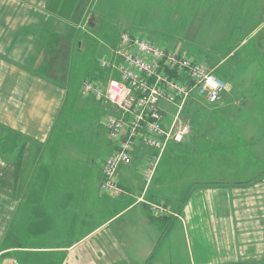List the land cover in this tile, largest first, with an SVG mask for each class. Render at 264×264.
<instances>
[{"label": "crops", "instance_id": "crops-1", "mask_svg": "<svg viewBox=\"0 0 264 264\" xmlns=\"http://www.w3.org/2000/svg\"><path fill=\"white\" fill-rule=\"evenodd\" d=\"M81 1L0 0V264H264V114L242 110L245 86H251L239 82L238 69L228 76L217 107L198 101L217 129L214 145L206 155L191 156L198 171L171 181L177 190L185 178L200 180L203 171L220 179L190 185L182 204L172 201L173 187L166 181L171 158L162 160L147 190L135 165L121 168L116 195L102 190L101 143L66 139L73 108L69 90L27 65L50 20H76ZM241 2L244 14L253 16L244 47L264 30V0ZM99 18L93 13L88 20L96 25ZM240 46L213 57L217 65L210 67L227 64ZM259 86L256 103L264 108V76ZM221 112L226 120L218 118ZM197 130L204 134L206 128ZM236 141L241 147L233 150ZM197 146H191L193 152ZM243 151L249 157L245 163ZM251 164L250 172H238L237 178L246 180L226 181L238 170L228 168ZM154 202L165 211L152 210ZM174 220L176 226H167Z\"/></svg>", "mask_w": 264, "mask_h": 264}, {"label": "rangeland", "instance_id": "rangeland-1", "mask_svg": "<svg viewBox=\"0 0 264 264\" xmlns=\"http://www.w3.org/2000/svg\"><path fill=\"white\" fill-rule=\"evenodd\" d=\"M241 1L242 0H97L95 4L94 0H82L80 7H75L78 11V16H76L77 19L74 20L69 18L71 22L66 24L69 29L63 22L60 26L58 24L54 25L57 27L58 33L64 38H58L62 39L60 43H62L61 45L63 48L61 54L60 52L58 53L60 61L56 64L55 68V71H57L56 78L61 85L69 90L71 96L70 105H73V108L69 112L70 115L68 114L70 123L66 126H69L68 128L70 131L68 134L67 132L65 133L67 134L66 139L68 138L75 143L87 144L89 139L92 138L96 144L101 143V162L107 159L110 149H113L114 144L109 139V135L103 127V122L101 123V120H104L110 115H114L117 111L104 100L101 101L97 99L94 94H90L87 97L84 92V84L91 80V77L94 78L99 76L98 68L100 67L98 62L109 52L111 48L110 43L117 42L122 32H128L132 35L145 38L164 49L180 51L188 58L199 63H204L208 71L211 73L213 72L218 79L226 84H228L226 82L228 76L233 75V77H235L237 74L233 72H235V69H238L239 82L243 80L247 85L251 86L250 89L245 86V102L242 110H248L250 112L256 111L259 114H264V108L257 107L258 104L256 103V101L260 99L259 95L263 88L259 85L261 81H263L264 76V30L256 36L254 40H249L247 45L244 47L240 46L249 37L248 33L250 32V25L253 19L251 12L248 16L244 14L246 9ZM91 3L92 5L94 4V6L90 5ZM249 6L251 7V4H249ZM93 13H99L100 16L96 25H92L90 20H88L89 17H92ZM65 17L57 16L58 21L66 20L67 18L65 19ZM100 19L102 20L100 21ZM199 19L200 21H197ZM197 25H202V27L198 29L196 27ZM68 35L73 37L69 39L67 38ZM238 46H240V50L236 53L235 58L229 60L227 64L218 66L217 69L210 67H216L217 65L215 62L211 61L213 57L223 56V54L232 51L234 47L236 48ZM64 47H68V50H65ZM70 51L71 53L67 54V52ZM44 59L45 53L43 52L40 54L38 63H40L41 60L44 61ZM253 85H255L254 90L252 88ZM214 106L217 107V105ZM167 108L171 111L168 118V122L170 123L173 120V113L175 111H173L172 106L168 105ZM231 110H233V108H231ZM185 113H187L189 117L185 115L183 119L189 123L188 127L191 131L190 134L185 137L184 143H171L168 146L182 147L177 149L174 148V154L170 151H165L160 156L157 164L152 166V173L149 178L144 176L143 170L146 169V166L143 161H140L143 157L142 155L129 166H126L133 167L135 165L137 167V173L144 178L147 190L153 184L152 182L155 183L153 179L161 163H163L162 160L171 158L168 166L169 172L167 174L169 179L167 178L166 181L169 182V184H167L168 186L173 187L169 188L170 194L173 192L175 196V199L172 201H177L179 204H182L183 200L188 195L190 185H196L200 182H204L206 183L204 185H207L215 183V179H220L208 173L205 174L203 171L200 175V180L195 177L190 183V179L185 178L184 182L178 184L179 187L175 190L176 187L171 181L172 178H176L178 174L183 177L182 174L187 175L192 171H198L199 166L198 164L197 166L194 165L191 156H193V153L206 155V151L210 146L214 145L213 141L216 139L214 138V133L217 129H215L212 122L207 119V115L204 114V111L201 110L198 103L194 102L189 104ZM227 116L226 112L218 114L220 120H226ZM197 127H205L208 131L205 130L204 134H199ZM95 128L98 129L99 133ZM202 131L204 132V130ZM210 131H212V133H210ZM220 141H222V139ZM195 142H198V146L197 150L193 152V147L191 146L194 145ZM231 144L233 145V150L241 147L239 141ZM165 153L166 155L163 157ZM242 154V157H244L242 162L245 163L246 160H249V157L246 156L245 151H243ZM241 168L249 172L254 169L252 168V164L249 169H247L245 165L244 167L238 166L228 168L230 172H232L231 169L238 170L233 173L237 175L226 177V181L229 182L238 179H242V181L246 180L247 178H237ZM216 170L219 171L220 167L218 166ZM164 179L165 178H163V180ZM221 184L227 185V190H232L233 188L231 185L226 184L224 180H221ZM221 189L224 191L225 188ZM194 194H192L191 197H193ZM168 202H170V200H168ZM151 206L154 211H158L157 208L161 209V212L165 211L157 202H154ZM203 212L209 220V212L205 209ZM175 224L176 221L174 220L173 223L170 222L167 226H176ZM41 253L48 254L49 250L45 252L42 251ZM29 254L33 253L29 252ZM38 254L39 252L35 253V255Z\"/></svg>", "mask_w": 264, "mask_h": 264}, {"label": "built area", "instance_id": "built-area-1", "mask_svg": "<svg viewBox=\"0 0 264 264\" xmlns=\"http://www.w3.org/2000/svg\"><path fill=\"white\" fill-rule=\"evenodd\" d=\"M99 66L110 72V78L105 85L86 82L84 92L117 111L103 120L114 149L104 162L102 183L104 192L116 195L121 193L120 169L137 160L139 152L146 166L144 176L149 178L152 166L168 146L185 142L191 132L183 119L189 104L217 105L227 91L226 83L204 63L128 32L121 34L117 46L110 48ZM168 105L175 111L170 123ZM150 150L157 153L150 155Z\"/></svg>", "mask_w": 264, "mask_h": 264}, {"label": "trees", "instance_id": "trees-1", "mask_svg": "<svg viewBox=\"0 0 264 264\" xmlns=\"http://www.w3.org/2000/svg\"><path fill=\"white\" fill-rule=\"evenodd\" d=\"M65 16V14H63ZM55 18H52L50 20V24L46 28V32L44 33L42 39L39 42L38 50L36 51V54L32 55L30 58L29 66L27 65V68L34 72L36 75L41 76L43 78H46L48 80H52L56 83H59V81L56 78L57 71H55L56 64L59 63V55L58 53L62 51L63 46L60 43V40L58 38H63L59 33L57 27H55V24H58L59 26L62 25V21H54ZM55 22V23H54ZM67 23H64L66 26ZM68 29L69 27L66 26ZM73 36L68 35L67 38L71 39ZM54 39V40H53ZM64 39V38H63ZM79 42V41H78ZM118 42L110 43V47H116ZM80 47V46H79ZM65 50H68V47H64ZM63 49V51H64ZM45 53V59L44 61L41 60L40 63H38V59L40 57L41 53ZM70 52H67V54H70ZM57 55V56H56ZM64 58V57H63ZM100 67V66H99ZM98 68V66H97ZM99 70V76L92 78V80H99L103 84L107 82L108 78L110 77L109 71H104L101 68H98ZM60 84V83H59ZM65 87V86H64ZM114 149V147H113ZM111 150V152L113 151ZM105 162V161H104Z\"/></svg>", "mask_w": 264, "mask_h": 264}]
</instances>
